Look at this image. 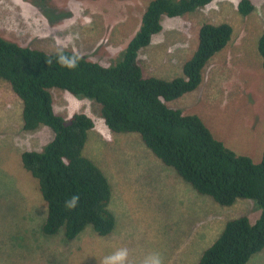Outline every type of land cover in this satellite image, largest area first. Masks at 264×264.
<instances>
[{"label": "rangeland", "instance_id": "obj_1", "mask_svg": "<svg viewBox=\"0 0 264 264\" xmlns=\"http://www.w3.org/2000/svg\"><path fill=\"white\" fill-rule=\"evenodd\" d=\"M0 0V35L23 47L56 53L57 41L89 61L111 67L142 24L153 0ZM241 0H214L181 17L163 16V30L139 52L143 77L166 81L185 78L184 65L199 45L204 24H229L233 36L204 70V82L194 92L166 102L184 115H198L226 146L260 163L264 153V69L258 43L264 31V0H251L249 16L239 13ZM130 2L128 5L127 3ZM67 14L68 17H67ZM90 20V23L87 21ZM78 36V38H75ZM53 107L65 120L84 113L94 122L84 156L110 181V210L117 218L108 237L87 228L69 245L64 232L46 236V203L35 179L22 164L27 151L41 152L54 140L45 125L24 130L23 101L0 78V264H101L119 248L129 250V264H143L158 252L164 264H199L229 220L242 216L252 223L261 209L253 200L223 207L196 192L166 167L136 133L115 134L103 122L101 106L51 88ZM242 155V154H241ZM247 264H264V250Z\"/></svg>", "mask_w": 264, "mask_h": 264}, {"label": "trees", "instance_id": "obj_2", "mask_svg": "<svg viewBox=\"0 0 264 264\" xmlns=\"http://www.w3.org/2000/svg\"><path fill=\"white\" fill-rule=\"evenodd\" d=\"M32 1L42 5L54 0ZM213 1L153 0L122 61L111 67L65 50L69 56L80 57L78 67L69 70L56 63V53L23 47L0 35V78L9 82L23 101L24 130L32 132L45 125L55 133L43 151L22 155L23 167L38 180L46 203L48 215L42 227L46 236L62 231L69 245L74 246L79 245L76 240L89 227L100 237H108L117 227L110 210V181L83 154L95 124L84 113H76L68 120L57 115L49 90L59 88L98 103L101 117L113 133L140 135L155 156L199 194L223 207H231L240 199L258 204L261 215L256 223L246 216L229 220L199 264H247L264 250V153L256 163L247 156L248 150L241 155L217 141L199 116H185L166 105L203 84L206 66L231 42L232 26L204 24L200 28L197 51L184 65L185 78H144L138 62L140 50L163 30V16L181 17ZM254 9L250 0L239 3L242 16H249ZM258 49L264 69V31ZM48 60L52 63L48 64ZM77 194V207L67 209L65 201Z\"/></svg>", "mask_w": 264, "mask_h": 264}, {"label": "clouds", "instance_id": "obj_3", "mask_svg": "<svg viewBox=\"0 0 264 264\" xmlns=\"http://www.w3.org/2000/svg\"><path fill=\"white\" fill-rule=\"evenodd\" d=\"M135 1H133V2L136 5ZM238 9H239V6H238ZM87 22L90 23V20H88ZM75 38H78V36H76ZM67 46H68L67 44H62L60 41H57V46H56V49H55V52H56V63H58L61 67L67 68L69 70H73V69L78 67L80 57L75 55V54L72 55V56H69V55L65 54V48ZM138 62H139V60H138ZM47 63L51 64L52 61L48 60ZM185 116H188V115H185ZM102 121L105 122L104 119ZM214 135H215L217 141L223 142L224 145L226 146V144H225L226 139L225 138L219 137L216 134H214ZM226 147L229 148L230 150H233V149H231L228 146H226ZM242 155H244V154H242ZM79 200H80V197H79L78 194L77 195H73L69 200L65 201V207L67 209H69V210H74L77 207V205L79 203ZM129 255H130L129 254V250L127 248H119L116 251H114L112 254H110L108 256H105L103 258V260L101 261V264H129ZM143 264H164V260H163V257H162V255L160 253L154 252V253H152V254H150V255H148V256H146L144 258Z\"/></svg>", "mask_w": 264, "mask_h": 264}, {"label": "crops", "instance_id": "obj_4", "mask_svg": "<svg viewBox=\"0 0 264 264\" xmlns=\"http://www.w3.org/2000/svg\"><path fill=\"white\" fill-rule=\"evenodd\" d=\"M129 3H130V2H128L127 4L130 5ZM233 150H235V149L233 148ZM246 150H247V149H246V146H245V151H246ZM236 151H237L238 153H240L238 150H236ZM241 154H246V153H241Z\"/></svg>", "mask_w": 264, "mask_h": 264}, {"label": "flooded vegetation", "instance_id": "obj_5", "mask_svg": "<svg viewBox=\"0 0 264 264\" xmlns=\"http://www.w3.org/2000/svg\"><path fill=\"white\" fill-rule=\"evenodd\" d=\"M135 2L139 3L140 4V0H136Z\"/></svg>", "mask_w": 264, "mask_h": 264}]
</instances>
